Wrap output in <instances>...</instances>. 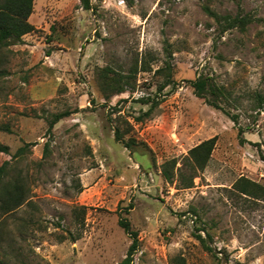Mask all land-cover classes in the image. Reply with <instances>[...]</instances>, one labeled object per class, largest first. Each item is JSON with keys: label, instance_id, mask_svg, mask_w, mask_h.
Listing matches in <instances>:
<instances>
[{"label": "rangeland", "instance_id": "obj_1", "mask_svg": "<svg viewBox=\"0 0 264 264\" xmlns=\"http://www.w3.org/2000/svg\"><path fill=\"white\" fill-rule=\"evenodd\" d=\"M92 6L34 0L35 30L0 53V145L9 148L0 163L11 159L10 176L29 188L0 213V261L117 264L132 243L127 217L140 243L134 264H264V200L234 188L241 177L264 185V102L255 98L264 96V0ZM206 7L258 20L223 31ZM169 63L175 83L161 90ZM105 67L132 81L127 91L107 99ZM200 75L227 88L238 123L195 94ZM141 98L157 104L137 120L152 105ZM212 137L195 171L189 151Z\"/></svg>", "mask_w": 264, "mask_h": 264}, {"label": "trees", "instance_id": "obj_2", "mask_svg": "<svg viewBox=\"0 0 264 264\" xmlns=\"http://www.w3.org/2000/svg\"><path fill=\"white\" fill-rule=\"evenodd\" d=\"M81 4L84 9L93 8L92 0H81ZM33 8L34 0H0V53L8 46L20 43L24 35L35 30V26L29 21ZM206 10L211 16L215 17L223 31L229 28H238L244 31L246 30L247 25L255 20H258L249 13L243 14L239 12L233 16L230 14H218L209 7H206ZM111 72L112 70L110 67L103 68L101 72V78L103 79L102 86L103 90L106 92L107 99H110L111 95L127 91V86H129L132 82L129 79H124L128 77L121 74L112 75ZM3 74L4 72L0 70V78ZM174 83L173 72L171 64L169 63V67H167V78L161 85L160 89L162 90L165 86ZM191 83L194 88V92L198 97L204 98L207 103L219 110H222L235 123H238V114H232L231 111L226 108V104H230L231 102L230 92L226 87L219 85L210 75H200L196 79L192 80ZM255 98L261 106L262 102H264V96L261 93H257ZM140 100L145 103L152 102L149 98H141ZM156 104V101H153L151 107L146 112L138 116L137 120H141L143 116L149 115ZM69 114V111H64L52 115L49 129H51L61 118L66 117ZM239 133H243V129L241 127L239 128ZM115 135L117 140H123V132L120 131L119 127H115ZM244 141L245 139L242 137L241 142L243 143ZM29 144L30 143H27L23 147H20L13 156L15 158L23 156L27 148L26 146ZM215 145L216 137H212L190 149L189 164L195 171L203 170L207 166ZM0 153L8 154V146L0 145ZM12 167L14 168L11 159L6 158L0 163V213H7L19 207L24 203L29 194L26 178L23 175L18 174L13 177L10 176ZM234 188L241 195L264 200V185H261L247 177H241L238 179L234 184ZM80 209L84 210L85 207L82 206ZM77 210L78 209H75V212L78 213ZM126 210L128 211L129 209ZM120 225L131 235L132 243L129 246L125 258L117 264H134L135 254L140 244L138 232L132 229L131 222L127 217L121 218ZM197 237L206 250L210 252L213 251L212 247L206 243V240L202 235L198 234ZM214 256L218 258L216 254ZM0 264L5 263L0 261ZM180 264H183V262Z\"/></svg>", "mask_w": 264, "mask_h": 264}]
</instances>
